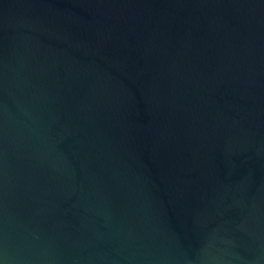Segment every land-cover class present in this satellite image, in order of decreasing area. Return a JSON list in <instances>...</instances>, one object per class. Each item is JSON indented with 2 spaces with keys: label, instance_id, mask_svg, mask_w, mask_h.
Wrapping results in <instances>:
<instances>
[{
  "label": "water",
  "instance_id": "obj_1",
  "mask_svg": "<svg viewBox=\"0 0 264 264\" xmlns=\"http://www.w3.org/2000/svg\"><path fill=\"white\" fill-rule=\"evenodd\" d=\"M0 264H264V0H0Z\"/></svg>",
  "mask_w": 264,
  "mask_h": 264
}]
</instances>
